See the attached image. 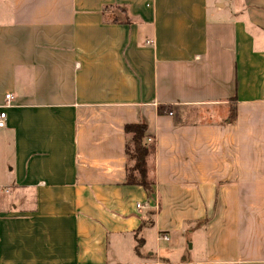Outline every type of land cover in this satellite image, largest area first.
<instances>
[{"label":"crops","instance_id":"crops-1","mask_svg":"<svg viewBox=\"0 0 264 264\" xmlns=\"http://www.w3.org/2000/svg\"><path fill=\"white\" fill-rule=\"evenodd\" d=\"M0 111V264H264V0H0Z\"/></svg>","mask_w":264,"mask_h":264},{"label":"trees","instance_id":"trees-1","mask_svg":"<svg viewBox=\"0 0 264 264\" xmlns=\"http://www.w3.org/2000/svg\"><path fill=\"white\" fill-rule=\"evenodd\" d=\"M126 135L127 185H137L148 195L153 194L155 184L152 176L155 145L150 139L145 123L129 124L124 127ZM149 140H151L149 142Z\"/></svg>","mask_w":264,"mask_h":264},{"label":"built area","instance_id":"built-area-1","mask_svg":"<svg viewBox=\"0 0 264 264\" xmlns=\"http://www.w3.org/2000/svg\"><path fill=\"white\" fill-rule=\"evenodd\" d=\"M13 101V97L11 94H7L5 96V102H6V107L11 105V102ZM6 120H7V114L4 111H0V129L4 128L6 126ZM151 140H149L150 142ZM164 239L167 240V238L165 237Z\"/></svg>","mask_w":264,"mask_h":264},{"label":"rangeland","instance_id":"rangeland-1","mask_svg":"<svg viewBox=\"0 0 264 264\" xmlns=\"http://www.w3.org/2000/svg\"><path fill=\"white\" fill-rule=\"evenodd\" d=\"M221 4H224L225 2L221 1L220 2ZM188 248H190V243L188 244ZM192 254V253H191ZM187 255L188 256V253L187 254H184V256ZM193 255V254H192Z\"/></svg>","mask_w":264,"mask_h":264}]
</instances>
